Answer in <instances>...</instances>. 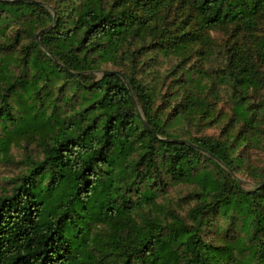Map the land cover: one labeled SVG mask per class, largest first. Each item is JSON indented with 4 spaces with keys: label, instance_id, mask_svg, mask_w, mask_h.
I'll return each mask as SVG.
<instances>
[{
    "label": "trees",
    "instance_id": "obj_1",
    "mask_svg": "<svg viewBox=\"0 0 264 264\" xmlns=\"http://www.w3.org/2000/svg\"><path fill=\"white\" fill-rule=\"evenodd\" d=\"M262 23L264 0H0V153L20 139L44 153L0 195V264H264V171L249 188L232 172L261 142ZM215 29L253 46L210 71ZM161 56L177 61L162 71ZM107 63L125 78H95ZM221 83L238 131H174L211 114ZM180 182L187 215L158 199Z\"/></svg>",
    "mask_w": 264,
    "mask_h": 264
},
{
    "label": "rangeland",
    "instance_id": "obj_2",
    "mask_svg": "<svg viewBox=\"0 0 264 264\" xmlns=\"http://www.w3.org/2000/svg\"><path fill=\"white\" fill-rule=\"evenodd\" d=\"M51 10L55 13V7L50 3L48 4ZM17 25L14 26L8 34H13ZM45 27H36L38 38L46 31ZM9 28L7 29V31ZM42 31V32H41ZM259 32L264 31V23L260 25ZM6 33H3L4 37ZM211 41L218 43L215 47V52L210 53L208 57H203V65L210 71L214 68L221 67L226 64L229 54L235 49L246 48L247 44L253 46V39L250 34L245 32L239 33L238 37L233 36L228 30L215 29L210 31ZM27 40V38H25ZM197 58V57H195ZM193 58V60H195ZM177 61L174 57L166 58L161 56L160 62L156 67L162 71L170 67ZM199 61V60H198ZM108 69L116 68L115 65L107 63L104 65ZM104 74V69L94 72V77H100ZM163 89V92L166 91ZM169 91V90H168ZM168 93V92H166ZM252 99L259 100L264 98L263 91L252 90L249 94ZM213 110L209 116H197L190 121H186L181 126H176L174 131L183 132V135H213L219 138L226 136V130L230 128L233 132L238 131L241 127V122L232 121L233 117V100L232 92L227 83L217 84L216 94L212 97ZM157 102L163 103L162 93L157 96ZM170 108V107H169ZM184 131H186L184 133ZM257 138L242 142L240 150L245 157L246 166L237 171H233V174L240 178L243 185L247 188L252 187L259 181L255 172H250L251 169L256 172L264 171V122L260 126V130H256ZM261 133H260V132ZM253 129L250 130V135L253 136ZM44 155L40 143L34 139H20L14 141L10 146L8 153H0V195L11 192L15 186V177L21 175V173L27 171L31 166V159H40ZM246 168V169H245ZM192 183H174L170 184L166 191L160 193L159 200L175 207L180 213L187 215L188 210L195 204V199L191 195L193 191ZM220 234L207 233V237H218Z\"/></svg>",
    "mask_w": 264,
    "mask_h": 264
},
{
    "label": "water",
    "instance_id": "obj_3",
    "mask_svg": "<svg viewBox=\"0 0 264 264\" xmlns=\"http://www.w3.org/2000/svg\"><path fill=\"white\" fill-rule=\"evenodd\" d=\"M43 30H46V28H44ZM42 32V31H41ZM39 35V33H37V36ZM104 73H118V74H120L123 78H125L124 77V74L123 73H121L119 70H114V69H107V70H104ZM146 122V124L150 127V125H149V123L147 122V121H145ZM150 129L152 130V128L150 127ZM264 184V181H262L260 184H259V186H262Z\"/></svg>",
    "mask_w": 264,
    "mask_h": 264
}]
</instances>
